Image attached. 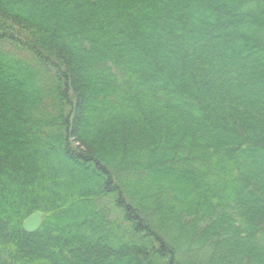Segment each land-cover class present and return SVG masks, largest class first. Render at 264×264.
Here are the masks:
<instances>
[{
	"label": "trees",
	"instance_id": "1",
	"mask_svg": "<svg viewBox=\"0 0 264 264\" xmlns=\"http://www.w3.org/2000/svg\"><path fill=\"white\" fill-rule=\"evenodd\" d=\"M0 264H264V0H0Z\"/></svg>",
	"mask_w": 264,
	"mask_h": 264
},
{
	"label": "water",
	"instance_id": "2",
	"mask_svg": "<svg viewBox=\"0 0 264 264\" xmlns=\"http://www.w3.org/2000/svg\"><path fill=\"white\" fill-rule=\"evenodd\" d=\"M44 214L38 212L28 217L23 223V230L27 234L37 233L43 224Z\"/></svg>",
	"mask_w": 264,
	"mask_h": 264
}]
</instances>
